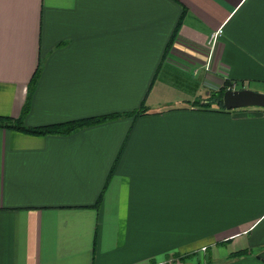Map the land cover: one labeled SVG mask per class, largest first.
<instances>
[{
    "label": "crops",
    "instance_id": "crops-1",
    "mask_svg": "<svg viewBox=\"0 0 264 264\" xmlns=\"http://www.w3.org/2000/svg\"><path fill=\"white\" fill-rule=\"evenodd\" d=\"M38 66L26 126L144 111L0 127V264H264V112L198 105L264 93V0H0V117Z\"/></svg>",
    "mask_w": 264,
    "mask_h": 264
},
{
    "label": "trees",
    "instance_id": "trees-1",
    "mask_svg": "<svg viewBox=\"0 0 264 264\" xmlns=\"http://www.w3.org/2000/svg\"><path fill=\"white\" fill-rule=\"evenodd\" d=\"M39 74V66L35 70L34 74L32 75L29 83V90H28V96L26 103L22 109V112L19 117L12 118V117H0V127L9 128V129H15L24 133L28 134H69L81 127L92 125L100 122H104L106 120L121 116V115H134V114H141L143 113V109H139L138 111H129V112H123V113H110V114H104V115H97L92 116L88 118L83 119H76L71 121H66L62 123H55V124H49V125H42V126H35V127H29L24 125L23 119L25 114H27L29 110V104H30V97L34 90V87L36 85L38 75ZM230 83L228 81H224L223 85L215 92L211 93L210 96L207 98V100L203 103L198 102V105L204 108H210L211 105L215 104L217 106V109L223 110V111H229L225 110L223 103H222V95L223 92L228 89ZM262 112H264L263 108L258 107ZM232 111V110H231ZM245 253V251H238L236 253H233L232 256H237ZM190 255H185V257H188ZM183 258V257H182Z\"/></svg>",
    "mask_w": 264,
    "mask_h": 264
},
{
    "label": "water",
    "instance_id": "water-1",
    "mask_svg": "<svg viewBox=\"0 0 264 264\" xmlns=\"http://www.w3.org/2000/svg\"><path fill=\"white\" fill-rule=\"evenodd\" d=\"M225 110L260 107L264 109V93L248 88L226 89L222 95Z\"/></svg>",
    "mask_w": 264,
    "mask_h": 264
},
{
    "label": "rangeland",
    "instance_id": "rangeland-1",
    "mask_svg": "<svg viewBox=\"0 0 264 264\" xmlns=\"http://www.w3.org/2000/svg\"><path fill=\"white\" fill-rule=\"evenodd\" d=\"M252 108H258V107H252ZM246 109H250V107H248V108H237V109H234L233 111H240V110H246ZM186 264H207V263L205 262V257L202 256L200 258L195 257L193 260L186 262Z\"/></svg>",
    "mask_w": 264,
    "mask_h": 264
},
{
    "label": "built area",
    "instance_id": "built-area-1",
    "mask_svg": "<svg viewBox=\"0 0 264 264\" xmlns=\"http://www.w3.org/2000/svg\"><path fill=\"white\" fill-rule=\"evenodd\" d=\"M220 33V30L214 31L213 33L210 34L208 38V45L212 47L215 43L216 38L218 37ZM228 89H235V84H232L231 86L228 87Z\"/></svg>",
    "mask_w": 264,
    "mask_h": 264
}]
</instances>
